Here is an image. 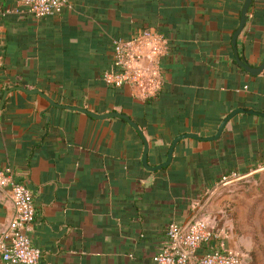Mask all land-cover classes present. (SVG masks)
I'll return each mask as SVG.
<instances>
[{"label":"crops","instance_id":"1","mask_svg":"<svg viewBox=\"0 0 264 264\" xmlns=\"http://www.w3.org/2000/svg\"><path fill=\"white\" fill-rule=\"evenodd\" d=\"M243 2L68 0L59 14L34 17L0 0V101L10 90L0 109V173L10 168L32 192L38 264H155L169 225L195 216L221 225L215 193L264 170V117L237 113L217 139H181L171 162L151 170L141 162V137L122 118H94L12 88L126 114L148 143L147 164L157 166L176 136H212L236 108L264 112V69L241 68L231 44ZM142 28L165 41L160 85L146 80L147 97L102 80L113 67V40ZM236 47L249 66L264 61V0H251ZM14 215L10 186L0 182V233ZM221 226L226 234L198 255L212 245L236 251Z\"/></svg>","mask_w":264,"mask_h":264},{"label":"built area","instance_id":"2","mask_svg":"<svg viewBox=\"0 0 264 264\" xmlns=\"http://www.w3.org/2000/svg\"><path fill=\"white\" fill-rule=\"evenodd\" d=\"M14 1L17 8L34 17L57 15L68 5V0ZM164 50V37L150 28L139 29L126 40H113V67L103 72V82L113 88L130 87L136 96L148 95L150 88L146 80L160 85L157 67ZM2 63L0 56V67ZM260 168H264V161ZM0 182L10 186L15 209L7 232L0 233V260L2 264H38L42 252L31 242L35 218L32 192L13 179L10 168L0 173ZM223 234L226 231L219 223L204 216L171 224L166 230L167 243L153 256V261L155 264H246L242 256L223 246L212 245L205 252L196 253L200 246L216 242Z\"/></svg>","mask_w":264,"mask_h":264},{"label":"rangeland","instance_id":"3","mask_svg":"<svg viewBox=\"0 0 264 264\" xmlns=\"http://www.w3.org/2000/svg\"><path fill=\"white\" fill-rule=\"evenodd\" d=\"M221 197L217 212L223 217L218 220L236 241L234 252L246 264H264V170L250 177V183L218 190L215 198Z\"/></svg>","mask_w":264,"mask_h":264},{"label":"water","instance_id":"4","mask_svg":"<svg viewBox=\"0 0 264 264\" xmlns=\"http://www.w3.org/2000/svg\"><path fill=\"white\" fill-rule=\"evenodd\" d=\"M250 2H251V0H244V2H243L242 8L240 10L239 23H238L237 28L235 29V31L232 34L231 44H232V47H233L234 57H235L236 63L241 68H243L245 71H247L249 74L257 75L260 71H262L264 69V61L257 67L249 66L245 60H243V59H241L239 57L238 52H237V47H236V40H237V37H238L239 33L241 32V30L244 27V24H245V21H246V12H247V9H248V7L250 5ZM12 89L22 90V91H24L26 93H38L42 97H44L50 104H52L54 106L77 110V111L83 112L85 114H88V115H90V116H92L94 118H98V119H103V118H108V117L122 118L130 126H132L136 130V132L139 134V136L141 137L142 142L144 144V150H143V155H142V158H141V162H142V164H143V166L145 168L151 169V170H156V169H160L162 167H166L171 162L172 153H173L174 147L177 144V142L179 140H181V139L188 138V137L189 138H195V139H198V140H201V141L217 139L220 136V134H221L224 126L226 125L227 121L231 117H233L235 114H237V113L246 112V113H250V114H254V115H258V116L264 117V112H260V111H256V110H246L244 108H236V109L232 110L231 112H229V114L225 118H223V120L221 121V123H220V125H219V127L217 129V132L214 135L208 136V137H202V136H198L195 133H183V134H180V135L176 136L172 140L171 145H170V147L168 149V152H167V159L164 162H162L161 164L157 165V166H149L147 164L148 143H147L145 137L143 136L142 131L139 129L138 125L134 121H132L130 119V117L127 116L126 114L118 113V112H108V113H104V114H96V113L91 112V111H89V110H87L85 108L57 104V103L53 102L51 99H49L47 96H45L43 93L39 92L36 89H31L30 90V89L22 88V87H14ZM9 91L10 90L5 91L4 94L2 95L1 101H0V109L2 108V106L4 104L5 97H6V95H7V93Z\"/></svg>","mask_w":264,"mask_h":264},{"label":"trees","instance_id":"5","mask_svg":"<svg viewBox=\"0 0 264 264\" xmlns=\"http://www.w3.org/2000/svg\"><path fill=\"white\" fill-rule=\"evenodd\" d=\"M103 74V73H102ZM113 88V87H112Z\"/></svg>","mask_w":264,"mask_h":264}]
</instances>
